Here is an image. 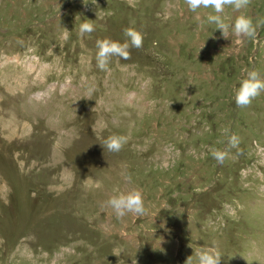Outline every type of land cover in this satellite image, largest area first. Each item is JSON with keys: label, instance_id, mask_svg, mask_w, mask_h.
<instances>
[{"label": "rangeland", "instance_id": "1", "mask_svg": "<svg viewBox=\"0 0 264 264\" xmlns=\"http://www.w3.org/2000/svg\"><path fill=\"white\" fill-rule=\"evenodd\" d=\"M209 11L0 0V264H197L213 242L220 264H264V92L234 100L247 71L264 77V0L225 8L261 21L254 38L223 37ZM128 27L143 46L99 69L97 39ZM113 133L119 152L101 145ZM132 189L144 214L117 218L110 196Z\"/></svg>", "mask_w": 264, "mask_h": 264}, {"label": "clouds", "instance_id": "2", "mask_svg": "<svg viewBox=\"0 0 264 264\" xmlns=\"http://www.w3.org/2000/svg\"><path fill=\"white\" fill-rule=\"evenodd\" d=\"M82 2L87 5L89 0H82ZM91 3L95 4L97 0H91ZM185 3L188 10L197 14V18H199V10L209 9L210 11L206 15L207 23L214 25L213 29L221 30V35L225 38L229 37L230 31L238 37L254 38L256 27L261 23V21L254 22L253 18L243 11H240L234 20L228 21L225 15L226 6L239 11L247 7L249 0H185ZM92 20L87 18L80 22L78 32L81 37L95 31L96 26L91 22ZM124 33L127 39L123 43L111 38L97 39L95 60L96 66L99 69L108 71L113 57L127 60L130 57V47L141 48L143 46L142 32L133 27H128L124 29ZM67 38L68 32H65L63 39L66 40ZM261 92H264V77H261L257 70H249L234 90L235 104L237 106H247ZM127 142V135L113 133L103 139L101 145L109 151L119 152ZM230 142L235 144L236 137H230ZM211 155L217 162L222 163L227 153L213 148L211 149ZM96 186H99V182L96 183ZM107 203L111 206L117 218H122L128 213L142 216L145 212L143 193L139 189L117 191L114 195L110 196ZM122 251V249L116 248L112 253L119 256ZM222 256L215 242H213L210 246L196 253L197 264H220ZM133 264H136L135 260H133ZM186 264H193L192 256L187 258Z\"/></svg>", "mask_w": 264, "mask_h": 264}, {"label": "bare ground", "instance_id": "3", "mask_svg": "<svg viewBox=\"0 0 264 264\" xmlns=\"http://www.w3.org/2000/svg\"><path fill=\"white\" fill-rule=\"evenodd\" d=\"M30 95V94H29ZM25 99V98H24ZM25 102V101H24ZM10 124V123H9ZM57 127V126H56ZM14 128V127H13Z\"/></svg>", "mask_w": 264, "mask_h": 264}]
</instances>
